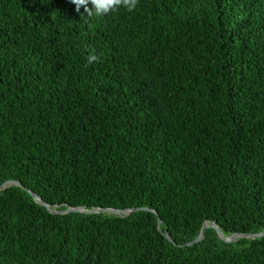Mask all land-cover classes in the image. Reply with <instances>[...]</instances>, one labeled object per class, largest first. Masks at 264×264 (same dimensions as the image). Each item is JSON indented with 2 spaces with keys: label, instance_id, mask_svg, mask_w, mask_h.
Masks as SVG:
<instances>
[{
  "label": "trees",
  "instance_id": "obj_1",
  "mask_svg": "<svg viewBox=\"0 0 264 264\" xmlns=\"http://www.w3.org/2000/svg\"><path fill=\"white\" fill-rule=\"evenodd\" d=\"M11 180L0 264H264V237L207 228L182 247L209 221L264 232V0H139L104 17L0 0ZM26 189L59 210L158 215L53 214Z\"/></svg>",
  "mask_w": 264,
  "mask_h": 264
},
{
  "label": "water",
  "instance_id": "obj_2",
  "mask_svg": "<svg viewBox=\"0 0 264 264\" xmlns=\"http://www.w3.org/2000/svg\"><path fill=\"white\" fill-rule=\"evenodd\" d=\"M13 186H19L22 187V184L19 181L16 180H11V181H7L4 184H2L0 186V192L5 191ZM26 191L32 195V197L34 198L35 201L40 202L44 207H46L48 209V211H50L53 214H59V215H64V214H68V213H86V214H102V213H107V214H113L116 216H129L134 212H138V211H149L152 213H155L156 215H158L157 212L148 209V208H135V209H125V210H120V209H114V208H95L93 210H86L85 208L81 207V208H71V207H67L65 210H59L57 207L52 208L51 206H49L45 201H43L39 196H37L33 191L26 189ZM162 225V220L159 218L158 220V228L160 229ZM207 228H214L220 239L222 241H224L225 243L228 244H233L236 243L237 241L241 240V239H258V238H263L264 237V232L262 233H257V234H242V233H237V234H233L230 236H226L221 230L220 228L213 222L209 221L207 223L204 224L202 231L200 233V235L193 240L190 243H187L185 245H183L182 247H189V246H193L195 244L200 243L201 241H203L205 239V231ZM163 235L171 242H173V240L171 239L170 235H169V231L168 229L165 232H162Z\"/></svg>",
  "mask_w": 264,
  "mask_h": 264
},
{
  "label": "clouds",
  "instance_id": "obj_3",
  "mask_svg": "<svg viewBox=\"0 0 264 264\" xmlns=\"http://www.w3.org/2000/svg\"><path fill=\"white\" fill-rule=\"evenodd\" d=\"M70 2L75 5V11L77 13H80L83 8L87 17H92L93 15L104 17L117 12L120 8H124L128 12H133L137 8L139 0H70ZM89 5L92 7H89ZM98 59L99 57L95 54V49L89 50L86 63L92 65Z\"/></svg>",
  "mask_w": 264,
  "mask_h": 264
}]
</instances>
